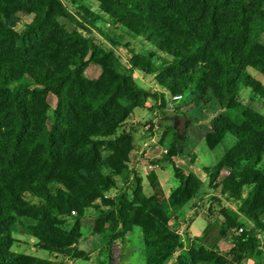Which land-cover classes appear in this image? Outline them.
<instances>
[{
    "label": "trees",
    "instance_id": "obj_1",
    "mask_svg": "<svg viewBox=\"0 0 264 264\" xmlns=\"http://www.w3.org/2000/svg\"><path fill=\"white\" fill-rule=\"evenodd\" d=\"M70 4L0 0V264H53L14 251L16 235L50 255L89 261L76 248L84 221L107 251L97 264H112L134 228L144 264H248L264 255V84L252 75L264 77V0ZM135 73L157 90L139 86ZM191 88L218 108L206 148L226 135L234 143L203 180L182 168L175 130L162 120L167 154L157 161L172 171L165 195L154 172L130 167L134 135L150 122L127 120L148 100L166 109L164 92L183 97ZM203 185L229 205L212 197L208 217L216 203L217 218L190 239L166 209L184 210Z\"/></svg>",
    "mask_w": 264,
    "mask_h": 264
},
{
    "label": "rangeland",
    "instance_id": "obj_2",
    "mask_svg": "<svg viewBox=\"0 0 264 264\" xmlns=\"http://www.w3.org/2000/svg\"><path fill=\"white\" fill-rule=\"evenodd\" d=\"M61 1L64 6L72 11L70 0ZM84 5L92 11H98L97 5L93 2H85ZM29 20V16H23L21 18L22 22H28ZM87 36L97 44L102 43L106 48H112L110 45L106 44L96 32ZM261 40L264 42V34L261 36ZM117 54L122 57L121 51L118 50ZM135 74L139 86L152 92L157 90L153 85L151 77H144L138 73ZM252 75L264 84L263 76L255 73H252ZM164 93L169 103L172 98L167 92ZM192 93L193 89L191 88L183 95L182 100L176 102L171 101L172 105L175 106L174 111L160 109L158 104L148 101L145 103L143 109H136L131 117L128 118L127 122L129 124H136L139 122L144 124V122H150V124L140 127L138 132L134 135L136 149L130 155V167L134 170L135 174L138 176H145L149 171L148 164L155 160H159L162 150L167 149L164 145L159 143V136L162 130L157 124H161L162 120L164 124L172 125L176 133V138L178 136L180 142L177 140V149L178 154L182 155L180 159L182 168L186 171L193 172L203 180L207 179V175L204 173L205 169L209 171L221 157L232 148L234 140L230 135H226L223 142L213 150L206 148L203 136L209 129L215 113L218 112V108L214 101L213 103L211 102L209 107H205ZM241 94L243 98L247 99L248 95L244 91H241ZM252 104L258 109L261 108V104L258 102ZM179 146L182 147L181 153H179ZM191 154L195 156L194 164H191L190 160L189 162L187 161ZM175 161L177 163V160ZM163 169L168 172L171 171L170 168L164 167ZM206 183L207 181L205 184ZM202 189L205 190L199 195L200 197L189 206H186L184 210L166 209L169 215L178 217L180 222L179 232L184 236H186L185 233H188L190 239L201 235L209 221H213L217 218L218 205L216 203L213 205L214 212L210 215V218L208 217V203L212 197L220 198L224 205H229L226 198L223 196L208 189L206 190L204 185ZM232 206L234 207V205ZM196 213L197 215L194 216ZM250 225V222L246 221L243 224L244 230L248 229ZM81 231L82 236L76 248L80 251L89 253V261H74L66 256L50 255L44 250L36 249L33 241L19 235L15 236L17 242L14 244L13 250L30 254L41 259H48L53 264H97L99 259L106 261L105 253L107 251L101 246L100 238L93 234L92 221H84ZM258 237L261 245H264V234H260ZM116 243L119 244L118 242ZM220 247L221 249H226L228 245L224 242L220 244ZM142 250L143 241L141 238V231L139 228H134L126 237L121 253L115 254L112 264H144ZM248 264H264V255L256 260L248 261Z\"/></svg>",
    "mask_w": 264,
    "mask_h": 264
},
{
    "label": "built area",
    "instance_id": "obj_3",
    "mask_svg": "<svg viewBox=\"0 0 264 264\" xmlns=\"http://www.w3.org/2000/svg\"><path fill=\"white\" fill-rule=\"evenodd\" d=\"M172 98V102H176V101H179V100H182L183 97L182 96H174V97H171ZM171 101L168 103V106H167V110H171V111H174V107L171 103ZM164 154H167V149L165 150H162L161 152V156L164 155ZM148 169L149 171H152L154 172V174L156 175L157 179H158V182L164 192L165 195H168V193L170 192L171 188H172V184H171V177H172V171L168 172L166 171L165 169H163V167L161 166V164L155 160L154 162H151L150 164H148ZM74 213L72 212V215ZM244 230L243 227L241 228H238L236 229L234 235L237 236L239 235L240 233H242V231Z\"/></svg>",
    "mask_w": 264,
    "mask_h": 264
},
{
    "label": "water",
    "instance_id": "obj_4",
    "mask_svg": "<svg viewBox=\"0 0 264 264\" xmlns=\"http://www.w3.org/2000/svg\"><path fill=\"white\" fill-rule=\"evenodd\" d=\"M177 140L179 141V139H178V136H177ZM180 142V141H179ZM181 149H182V147L181 146H179V153H181ZM188 162H189V158H188V160H187Z\"/></svg>",
    "mask_w": 264,
    "mask_h": 264
},
{
    "label": "crops",
    "instance_id": "obj_5",
    "mask_svg": "<svg viewBox=\"0 0 264 264\" xmlns=\"http://www.w3.org/2000/svg\"><path fill=\"white\" fill-rule=\"evenodd\" d=\"M135 75H136V74H134V77H135ZM135 78H136V77H135ZM136 79H137V78H136ZM142 82H143V81H142ZM154 91H156V90H154ZM148 101H149V100H148ZM186 163H187V162H186Z\"/></svg>",
    "mask_w": 264,
    "mask_h": 264
}]
</instances>
